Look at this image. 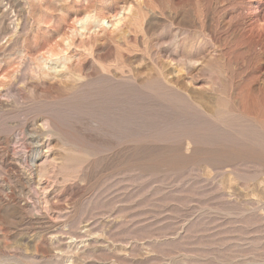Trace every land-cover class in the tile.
<instances>
[{
    "label": "rangeland",
    "instance_id": "obj_1",
    "mask_svg": "<svg viewBox=\"0 0 264 264\" xmlns=\"http://www.w3.org/2000/svg\"><path fill=\"white\" fill-rule=\"evenodd\" d=\"M0 264H264V0H0Z\"/></svg>",
    "mask_w": 264,
    "mask_h": 264
}]
</instances>
